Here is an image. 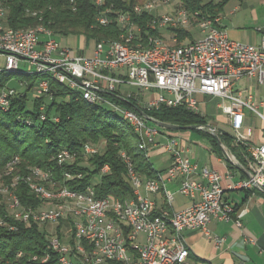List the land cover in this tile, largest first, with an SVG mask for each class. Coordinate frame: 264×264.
Wrapping results in <instances>:
<instances>
[{"label":"built area","instance_id":"built-area-1","mask_svg":"<svg viewBox=\"0 0 264 264\" xmlns=\"http://www.w3.org/2000/svg\"><path fill=\"white\" fill-rule=\"evenodd\" d=\"M93 3L97 8L95 18H118V30L126 32L125 9L113 7L112 11H105V0H93ZM133 10H136L137 26L131 27H134L133 35L138 40L150 39L149 30H156L157 35L169 39L187 33L189 46L180 50H165L161 43H152L150 39L146 51L110 49L109 45L100 44L94 45L88 55L84 51H73L49 34L26 39L14 37L0 43L3 66H19L21 62L34 65V68L54 66L57 75L66 77L71 84L81 86L104 103L123 110V115L137 125L142 141L147 143L150 151L159 149L168 154L169 164L164 173L167 183L178 181L177 192L190 199L188 205L178 209L174 220L182 236L184 230H200L211 236L208 225L212 220L233 221L241 226L244 210H237L224 199L220 172L214 168H199L178 136L163 132L165 126L146 114L145 109L165 105L182 106L197 112L199 94L216 97V107L228 116L234 142L247 145L244 162H240L219 141L229 160L246 171L245 177L230 182L227 188L264 192V112L260 110L264 102L257 100L251 89L236 87V83L243 79L253 78L259 84L263 83L264 33L259 45L236 41L220 26L219 15L212 17L200 10L188 9L179 0L167 10H159V3L150 0L146 10ZM145 18H153V25L143 26ZM195 30L197 35H194ZM16 93L17 90L11 86L2 87L0 104L9 106ZM49 93V84L38 79L32 96L41 97ZM105 93L132 98L145 115L135 108L120 106ZM145 93L148 94L144 99ZM40 109L39 118L44 119L43 105ZM248 111L256 113L261 120L257 142L252 141L253 125L248 120ZM196 129L219 135V130L211 123L197 124ZM159 136L165 139L160 140ZM98 152L94 151V144L84 143L81 156L87 158ZM120 153L123 154V151ZM59 154L62 157L68 153L61 148ZM123 160L127 163L129 175H133L124 155ZM104 169L105 164L91 181H99ZM80 177L82 173L77 171V176H71V179ZM53 185L58 187V194L90 199V207L69 209L62 205L60 212L49 210L31 214V204L23 202V210L18 212L23 213V220H9L7 227L9 231H17L21 226L36 225L43 230L46 242L56 248L52 264H101V257H112V264H189L184 251H178L172 233H166L160 226V218H168V213L150 197V194L157 193L150 177L143 185L131 186L133 210L115 208L112 195L91 196L90 183L79 190ZM40 189L43 191V202L49 200V195H54ZM15 200L16 197L12 198L10 204L15 205ZM79 213H88V221H79ZM131 214H138L139 224H132ZM5 215L7 220V213ZM50 220L61 221V230L48 231L47 222ZM212 238L217 246L223 244V237ZM114 244H122L121 253H114ZM17 255H23V252L17 251ZM51 256L43 258V263L48 262ZM31 259L34 260V255Z\"/></svg>","mask_w":264,"mask_h":264},{"label":"trees","instance_id":"trees-1","mask_svg":"<svg viewBox=\"0 0 264 264\" xmlns=\"http://www.w3.org/2000/svg\"><path fill=\"white\" fill-rule=\"evenodd\" d=\"M1 1L7 8L6 24L12 29L41 24L50 29L54 37L83 35L94 44L101 40L117 39L123 33L118 30L113 18L105 25L96 21L97 8L93 0ZM143 1L105 0V11H112L113 7L125 9V13L130 16L131 26H137L136 13L133 9L137 3ZM179 1L188 9L200 10L205 15L215 17L226 0ZM149 19H143V26H146ZM132 29L134 27H131ZM155 33V30H149V34ZM183 36H187V33H180L179 39L181 40ZM142 41L146 43V39ZM13 72L20 74L17 86L9 85ZM40 76L49 79L50 93L33 97L31 90ZM48 76L36 71L19 69L10 71L0 68V89L11 86L17 90L16 95L10 100L9 107L5 110L0 108V169L12 156L18 155L19 166L14 174H23L29 167L38 166L51 170L56 180L71 189H84L90 183L94 186L96 196L112 195L121 201L132 196V187L128 180L127 163L121 157L120 151H124L129 157L132 168L139 175L147 178L158 177V171L152 166L148 153L139 148V137L127 120L107 104L88 102L81 97L79 90ZM104 95L122 107L134 109L139 105L132 98L124 99L115 93ZM29 99L32 101L31 108H28ZM42 105L44 119L39 118ZM145 112L161 124L187 126L206 122L198 113L182 106L161 105L158 108L145 109ZM203 134L220 148L217 140L219 139L236 156L244 160L242 154L246 153L247 145L235 143L233 135L223 132L217 138L209 133ZM101 139L104 140L103 149L88 156L89 165H83L81 149L84 143L96 145ZM61 148L80 154L74 162L62 163L56 158V153ZM103 164H108L109 171L101 175L99 181H91ZM65 171H80L82 177L64 181L62 176ZM16 193L21 202L26 204L35 206L40 201L24 183L17 185ZM4 213V207L0 203V217H3ZM45 235V232L36 225L21 226L17 231H9L0 225V264H52L55 255L46 263L31 259L35 253L46 252ZM19 250L23 252L20 257L17 256Z\"/></svg>","mask_w":264,"mask_h":264},{"label":"crops","instance_id":"crops-1","mask_svg":"<svg viewBox=\"0 0 264 264\" xmlns=\"http://www.w3.org/2000/svg\"><path fill=\"white\" fill-rule=\"evenodd\" d=\"M213 1L218 2L221 0ZM218 15L220 16V26L226 30L231 39L255 45L260 44L264 33V0H226ZM72 50L86 53L85 48H72ZM91 53L92 50L86 54L90 55ZM241 81H243L242 88L247 89H253L254 86L264 84V81L259 84L253 78ZM253 90L251 91L255 98L264 102L261 95H258ZM205 96L209 95L199 94L197 96L199 104L198 110L195 112L204 119L206 115L201 112L200 105H203L204 109L206 108ZM211 98L216 99V97ZM216 103L215 108L222 114L223 120L229 124L228 116L216 107ZM262 109V112H264V106H262ZM211 124L217 127L219 134L225 132L218 128L217 123L211 122ZM260 128L261 125L259 127L253 125V142L259 141ZM162 130L178 136L181 144L188 148V155L198 163L199 168L217 169L222 175L221 184L224 189V199L232 203L237 210H244V214L241 217V226H237L233 221L212 220L208 225L211 236L205 235L200 230H184V242L189 249V264H264V192L227 188L230 182H235L245 177L246 171L239 165L232 163L221 147H216L205 134L210 142L209 146L199 145L190 141V133L186 131L190 129H171L169 126H165ZM200 132L206 133L204 131ZM227 133L232 135V131ZM159 139L164 140L165 138L164 136H159ZM223 144L238 161L244 162L225 143ZM148 156L149 159L155 157L161 163L156 168L153 164L152 166L164 178V173L169 164L168 154L159 149L150 151L148 148ZM165 187L174 193L173 200L170 203L166 200L163 189L158 193L150 194V197L155 200L158 207L178 210L190 203L188 197L177 192L178 181L166 183ZM212 237H223V244L217 246Z\"/></svg>","mask_w":264,"mask_h":264},{"label":"bare ground","instance_id":"bare-ground-1","mask_svg":"<svg viewBox=\"0 0 264 264\" xmlns=\"http://www.w3.org/2000/svg\"><path fill=\"white\" fill-rule=\"evenodd\" d=\"M153 3H159V6H166L171 3L172 0H150ZM148 5V0H144L142 3H137L134 6V9L139 10H146ZM136 13V10H134ZM35 14V13H33ZM126 19L124 20V29L126 32L120 34L119 38L117 39H108V40H101L96 42L94 45H109L110 49H133L139 51H146L150 46V39H152V43H161V46L165 50H180L184 47L189 46V41L182 42L177 45H169L163 41L162 35H157V31L155 34H149L150 39H146V43H143L142 40H138L137 36H134V29L131 30V23H130V16L128 13H125ZM7 15V8L4 3L0 0V18L6 17ZM96 21L100 24H108L109 21L112 19H102V18H95ZM116 24L118 25V18H113ZM153 25V18H150L146 24V26ZM0 43L7 42V40H13L14 37L18 39H26L34 37L35 35H46L49 34L52 38H56L53 36L50 29L44 27L43 25H37L35 27H28V28H20V29H12L8 26H3L0 24ZM7 32V33H6ZM57 39V38H56ZM176 40V38H175ZM4 68L15 71L19 69V66H5ZM36 72L49 75L48 77L57 80L60 83L67 84L70 88L77 89L80 91L81 97L88 102L91 103H104L101 99L96 98L93 93L86 92L81 86H76L71 84L67 81L66 77L57 75L54 70V66H46L44 67H37L35 68ZM36 74V73H35ZM39 80H44L49 84V79L47 77L40 76ZM108 105V104H107ZM110 106V105H109ZM9 106L7 104H0L1 109H7ZM111 107V106H110ZM117 113H119L125 120H127L130 125L133 127L134 131L137 133L139 137V148L145 150L148 153V145L145 141H142L141 135L138 132L137 125L132 123L131 120L127 115H123V110H119L117 107H111ZM62 151L67 152V155L61 157V150L56 153V158L59 162L62 163H72L77 158L78 152L72 151L68 149H62ZM94 151H98L96 147H94ZM121 157L123 155L125 159L128 161L130 165L131 171H133V175H129L128 171V180L131 186L135 185H143L147 177H143L139 175L133 168L130 162L129 157L123 151V154L120 153ZM6 167L0 173V203L6 204L4 206L5 213H7V220L6 215L4 213L3 217H0V225L4 227H9V220H23V213H18L20 210H23V202H21L20 198L16 193V187L19 183H24L27 187L35 193L39 198V205H31V214H40V212H47L52 210V212H60V206L66 205L69 209H79V207H90V199H83V197H78V195L73 194H58V187H55L53 184H59V188H67L68 186L65 184H61L60 181L56 180L53 177V172L49 169H43L38 166L29 167V171L26 173H17L14 174L15 169L19 166V157L18 155L12 156L7 162ZM36 167V168H35ZM128 168V167H127ZM109 171L108 164H105L104 173ZM67 173H63V180H71V176H77V172L65 171ZM46 175V176H45ZM151 182L154 184V187L158 192L161 189L164 190L165 198L170 203L173 200V193L166 189L167 177L163 178L158 174L156 178H150ZM53 183V184H52ZM95 183V182H94ZM94 186L90 184V195L96 196L94 191ZM44 189L46 193L54 194L49 195V200H44L43 202V191ZM74 190V189H72ZM16 197L15 205L10 204V200ZM115 208H124L126 210H133V203L131 201V197L126 199L125 201H121L117 198H114ZM45 205V206H44ZM165 208V207H164ZM168 213V218H160V226L164 228L166 233H172V239L175 243H177L178 251H184L186 257L189 255V249L184 242V238L181 234L180 228H176V224L174 222L175 218L177 217L178 210H169L165 208ZM79 221H88V213H79ZM131 221L132 224H139V216L138 214H131ZM49 225H56V230H61V221L58 220H50L47 222V226ZM22 252L21 250H19ZM122 252V244H114V253H121ZM34 261H40L43 263V258H48V255H56V248L51 247L48 242H46V252L44 254H33ZM18 257L22 255H17ZM101 264H112V257H101Z\"/></svg>","mask_w":264,"mask_h":264},{"label":"rangeland","instance_id":"rangeland-1","mask_svg":"<svg viewBox=\"0 0 264 264\" xmlns=\"http://www.w3.org/2000/svg\"><path fill=\"white\" fill-rule=\"evenodd\" d=\"M207 1V0H204ZM173 3L174 0L171 1L170 4L166 5V6H159V10H167L171 7H173ZM7 16V15H6ZM6 17L0 18V24H2L3 26H8L6 24ZM197 30L194 31V35H197ZM58 39V41L67 47L73 48V49H80V48H85L86 49V53H90V51L92 50L93 46H94V42L93 41H88L87 39H85V36L83 35H67V36H58L56 37ZM163 41L166 44L169 45H177L180 44L182 42H186L189 41V39H187V36H183V38L180 40L178 38H164V36H162ZM4 64V57L0 56V68H4L5 66H3ZM34 65L28 64L27 62H21L19 64V70H27V71H34L35 68ZM20 74L18 72H13L11 73V80L9 82V85L12 86H17V79L19 78ZM243 81H239L236 83V87L237 88H242L243 87ZM254 89V90H253ZM253 91H256L258 95H261V97L264 99V84L263 85H259V86H254L253 87ZM32 91V90H31ZM31 93V92H30ZM32 94V93H31ZM30 94V95H31ZM148 93H145L144 96L142 98H146ZM29 95V97H30ZM205 102H206V108L204 109L203 105H200L201 107V112L205 113V121L207 124L209 123H217L218 128H220V130L225 131V132H231L232 129L229 126L228 122H225L223 120V117H221V113L215 108V103L217 102V98L216 99H212L210 96H205ZM32 106V101L31 99L28 100V108H31ZM109 106V105H108ZM261 111H263V109H260ZM247 117L249 122L256 126L259 127L261 125V120L258 117V115L254 112L248 111L247 112ZM160 127V126H159ZM189 131L190 135H189V139L190 141H192L193 143L196 142V144H201V145H205V146H209L210 142L208 140V138L200 131H198L197 129H190V130H186ZM94 147H96V149L102 150L104 147V140L101 139L99 140V142L96 143V145H94ZM153 166L156 168L158 167L161 163L155 158V157H151L150 158ZM83 165H89L87 158H84L82 161ZM6 167V165H4L1 169H0V173L2 172V170ZM29 171V169H27ZM45 206V205H44ZM47 230L48 231H55L56 230V225H49L47 226Z\"/></svg>","mask_w":264,"mask_h":264},{"label":"water","instance_id":"water-1","mask_svg":"<svg viewBox=\"0 0 264 264\" xmlns=\"http://www.w3.org/2000/svg\"><path fill=\"white\" fill-rule=\"evenodd\" d=\"M135 109L141 114L145 115L144 111L140 107H135ZM164 126H171L173 128H179V129H196V125H187V126H174V125H169V124H163ZM218 138V136H216ZM218 141H220L218 139Z\"/></svg>","mask_w":264,"mask_h":264}]
</instances>
